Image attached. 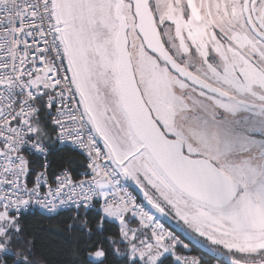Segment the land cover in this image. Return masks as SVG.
Returning <instances> with one entry per match:
<instances>
[{
	"label": "snow or ice",
	"instance_id": "1",
	"mask_svg": "<svg viewBox=\"0 0 264 264\" xmlns=\"http://www.w3.org/2000/svg\"><path fill=\"white\" fill-rule=\"evenodd\" d=\"M248 98L264 0H0V264H202L153 208L264 264V156L216 118Z\"/></svg>",
	"mask_w": 264,
	"mask_h": 264
},
{
	"label": "rangeland",
	"instance_id": "2",
	"mask_svg": "<svg viewBox=\"0 0 264 264\" xmlns=\"http://www.w3.org/2000/svg\"><path fill=\"white\" fill-rule=\"evenodd\" d=\"M249 100L254 101V98H248ZM221 110L217 114V123L223 126L222 131H225L229 136H231L238 145L239 150L232 153L233 158H240L245 154H250L254 157L258 156L255 152L257 147L264 146L262 140H257L258 138L255 137L256 134L250 133L251 130H256V128L252 127H259L264 126V119L259 117V112L256 110H248L246 108H242L239 114H229L225 111ZM253 111V112H252ZM211 115V113H210ZM250 120L253 122L251 124ZM259 130V129H258ZM264 130V129H263ZM136 192L139 193V189H136ZM143 199L142 193H139ZM145 203H147L145 201ZM151 208V205H149ZM152 211L162 219V224L170 231L165 222L169 223L171 226L179 230L184 236L188 237L192 241L196 243V239L198 238L195 233L190 234V230L186 228L182 221L178 218H173L171 215H164L157 212L154 208ZM178 238V237H177ZM179 239V238H178ZM204 239V238H199ZM180 240V239H179ZM181 241V240H180ZM182 242V241H181ZM184 244V242H182ZM203 249L207 250L204 244H199ZM188 249V248H187ZM186 255V254H184ZM188 256V255H186ZM191 258V256H188Z\"/></svg>",
	"mask_w": 264,
	"mask_h": 264
},
{
	"label": "trees",
	"instance_id": "3",
	"mask_svg": "<svg viewBox=\"0 0 264 264\" xmlns=\"http://www.w3.org/2000/svg\"><path fill=\"white\" fill-rule=\"evenodd\" d=\"M62 216L58 217H46L37 213L34 216L29 217L30 223L34 226L37 238L43 240L45 243L51 244L53 241L60 239L57 236L58 231H63ZM165 225L171 229V231L182 241L184 244L188 245V249L183 250V254L191 257L203 256L204 259L202 264H214V259L211 254L207 253V250L203 249L199 244L195 243L188 237L184 236L179 230L171 226L169 223L165 222Z\"/></svg>",
	"mask_w": 264,
	"mask_h": 264
},
{
	"label": "flooded vegetation",
	"instance_id": "4",
	"mask_svg": "<svg viewBox=\"0 0 264 264\" xmlns=\"http://www.w3.org/2000/svg\"><path fill=\"white\" fill-rule=\"evenodd\" d=\"M248 110H256L259 112V117L262 119H264V106H261L260 102L254 98V101L252 100H247V104L246 106L244 107ZM223 112V111H222ZM253 112V111H252ZM253 121L250 120V123L251 124ZM264 122V121H263ZM250 128H256V130H251L250 133L253 134H256L255 137H257L258 139L257 140H262L263 143H264V126H259V127H252L250 126ZM259 129V130H258ZM255 152L258 154V156L256 157H259V156H264V146H261V147H257L255 149Z\"/></svg>",
	"mask_w": 264,
	"mask_h": 264
},
{
	"label": "built area",
	"instance_id": "5",
	"mask_svg": "<svg viewBox=\"0 0 264 264\" xmlns=\"http://www.w3.org/2000/svg\"><path fill=\"white\" fill-rule=\"evenodd\" d=\"M137 194L139 195V198L140 199H142V197L140 196V194L137 192ZM149 207V206H148ZM153 212V211H152ZM153 214L155 215V216H157L154 212H153ZM158 217V216H157ZM158 219H159V221L162 223V221H161V219L158 217Z\"/></svg>",
	"mask_w": 264,
	"mask_h": 264
}]
</instances>
